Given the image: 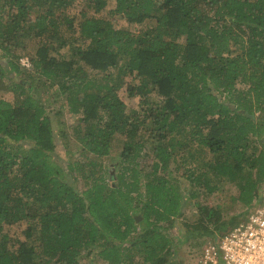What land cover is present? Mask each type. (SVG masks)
I'll use <instances>...</instances> for the list:
<instances>
[{"label":"trees","instance_id":"1","mask_svg":"<svg viewBox=\"0 0 264 264\" xmlns=\"http://www.w3.org/2000/svg\"><path fill=\"white\" fill-rule=\"evenodd\" d=\"M75 1L0 0V264H85L94 249L107 264H171L167 224L187 195L227 180L249 207L264 185V0H114L108 13L136 29L102 12L111 0L77 16ZM56 85L78 115L67 168L81 189L36 94ZM198 211L199 237L225 228L219 207Z\"/></svg>","mask_w":264,"mask_h":264},{"label":"rangeland","instance_id":"2","mask_svg":"<svg viewBox=\"0 0 264 264\" xmlns=\"http://www.w3.org/2000/svg\"><path fill=\"white\" fill-rule=\"evenodd\" d=\"M86 0H76L74 5L68 9L69 13H73L74 15H80L82 11L87 10V13L93 14L94 10L88 8L85 5ZM114 4V0H111L110 4L105 7L102 12L108 17H112L115 19L116 25H128L132 29H136L139 27L137 23H130L124 18H120L108 13V9ZM32 44L35 41L31 42ZM67 48L62 49V51ZM30 54L31 52L28 51ZM1 53V52H0ZM23 57H29V54H25ZM1 58V57H0ZM30 59V58H29ZM3 93V91H0ZM124 97L127 102V107H136L141 108L140 98L137 96H131L127 92H123ZM36 94L40 97V99L46 104L48 108L49 114L53 118L54 124V135L56 140V148L54 153L57 161L62 165L68 174V179L74 184L77 188L81 189L82 180H75L73 175L68 173V163L69 160H74L79 156L80 150L82 149V144L75 141L74 136L71 134L72 126L71 123H75L78 121V115L72 114L69 111L67 104L65 103V97L63 93L60 92V88L58 85L55 87L49 88V90L44 91L41 89L37 91ZM68 132V136H64V133ZM148 137V134H146ZM124 136L116 135L113 146L110 154L105 157V167L113 165V167L118 165L120 160V151L123 146ZM144 150L143 156L140 157V163L144 164L151 162L152 155ZM148 150V149H147ZM110 172H114L111 168ZM176 172L172 173L171 177L173 180H176L177 184L183 191H188L190 187H188L189 181L185 177L176 178ZM238 188L235 184L227 180H223L222 182H218V187L213 192L208 191L206 188H200L197 192L196 197H192L191 195H187V199L184 203L183 209L181 213L174 218L171 224H167V233L170 235L172 239L171 246L167 251V258L171 264H192L194 261L195 255L200 252L202 244L205 241L203 235L201 237L198 236L199 229H201V224L199 220L200 213L198 211L199 205H210L219 207L222 210L223 217L220 220L221 226L225 228H218V232L228 229L233 223L237 220H240L242 217H245L247 213V207L241 203L238 198ZM140 214V211L138 212ZM141 219V216H139ZM26 228V223L15 224L12 228V232L15 233L17 229L22 231V229ZM19 230L18 234H19ZM24 231V230H23ZM21 237H24L23 233ZM83 261L85 264H107L100 260L97 255L96 249L89 250L83 256Z\"/></svg>","mask_w":264,"mask_h":264},{"label":"built area","instance_id":"3","mask_svg":"<svg viewBox=\"0 0 264 264\" xmlns=\"http://www.w3.org/2000/svg\"><path fill=\"white\" fill-rule=\"evenodd\" d=\"M30 65L29 57H22ZM245 217L225 232L207 237L192 264H264V185Z\"/></svg>","mask_w":264,"mask_h":264}]
</instances>
